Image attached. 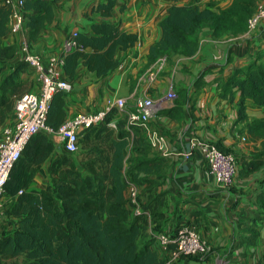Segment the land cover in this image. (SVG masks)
Listing matches in <instances>:
<instances>
[{
	"label": "trees",
	"instance_id": "obj_1",
	"mask_svg": "<svg viewBox=\"0 0 264 264\" xmlns=\"http://www.w3.org/2000/svg\"><path fill=\"white\" fill-rule=\"evenodd\" d=\"M57 1L23 0L21 11L30 38L53 19ZM115 1L99 0L91 11L110 17ZM257 5L258 0H232L223 9L173 4L159 21L161 36L149 48V63L168 60L174 54H195L205 27L215 37L247 31ZM11 15L12 7L0 0V74L3 64L17 54L15 45L2 43L10 32ZM90 27L89 35L77 32L76 41L83 50L63 55L67 80H73L80 67L94 77L106 76L121 63L118 47L125 51L138 40L136 34L122 31L112 22L93 21ZM26 67L22 61L0 80V122L14 111L15 98L27 91L31 73H26ZM216 81L220 97L233 99L239 91L238 121L247 120V100L264 104V49L229 77ZM66 97V92L57 91L49 102L46 124L53 130L65 120ZM245 129L252 138L264 137V118L247 121ZM77 143L76 152L66 151L52 160L48 184L35 189L33 179L53 152L54 142L43 130L27 141L4 184L3 213L13 228L0 235V264H166L168 254L160 256L150 247L155 239L149 231L164 232L167 191L158 188L165 181L168 156L154 151L140 125L127 126L126 115L114 105L102 120L80 131ZM263 156L264 149L236 157L237 175L261 169ZM128 182L139 187L142 212L136 215L126 197ZM256 202L254 222L264 218V190ZM257 235L249 230L245 244H253Z\"/></svg>",
	"mask_w": 264,
	"mask_h": 264
},
{
	"label": "crops",
	"instance_id": "obj_2",
	"mask_svg": "<svg viewBox=\"0 0 264 264\" xmlns=\"http://www.w3.org/2000/svg\"><path fill=\"white\" fill-rule=\"evenodd\" d=\"M97 1L58 0L54 4L53 19L34 38L29 37L25 21L21 30L8 32L2 43L15 45L17 54L3 64L0 80L22 62L24 43L47 64L65 52V43L72 32L91 34L93 21L112 22L118 24L120 30L136 34L138 40L131 48L124 51L118 47V56L122 60L111 73L98 78L80 67L75 78L68 80L70 90L66 92L64 119L79 112L105 109L109 100L119 98L125 100V111L134 110L137 100L144 97L161 104L160 110L143 128V134L148 139L156 134L162 137L163 151L156 148L154 151L167 153L169 160L164 184L158 188L167 191L163 231L174 233L181 224L195 223L210 246L204 257H180L175 264H264V218L253 221L254 212L258 210L256 197L264 190V165L246 176L237 175L233 185L224 188L209 172L198 148L188 158L184 156L191 140L211 142L232 152L238 159L264 149V137L252 138L245 129L247 121L264 118V104L247 100V120L238 121L239 91L233 99L220 97L216 81L217 78L226 79L235 69L255 58L258 50L264 49V20L255 30L235 35L215 37L210 28L205 27L195 54H174L168 60L164 59L162 68L150 78L160 61L149 63L148 51L161 36L159 21L170 6L190 4L198 8L223 9L232 0H116L110 17L91 11ZM258 3L264 5V0H258ZM31 71L27 65L26 73ZM23 79H26L25 75ZM170 86L176 91L172 101L165 96ZM28 90H36L32 77L27 83ZM180 90H183L181 95L178 94ZM14 120L13 110L6 113L0 122V137L3 126ZM51 138L54 150L33 179L35 189L46 187L52 160L66 152L59 135L53 134ZM12 228L2 211L0 235ZM249 230L258 235L253 244L246 245ZM151 233L149 231L150 236ZM150 247L160 256L167 254L154 240Z\"/></svg>",
	"mask_w": 264,
	"mask_h": 264
},
{
	"label": "built area",
	"instance_id": "obj_3",
	"mask_svg": "<svg viewBox=\"0 0 264 264\" xmlns=\"http://www.w3.org/2000/svg\"><path fill=\"white\" fill-rule=\"evenodd\" d=\"M3 2L12 7L10 32L21 30L25 21L21 11L23 0H3ZM262 20H264V6L258 3L255 13L248 19L247 31L254 30ZM76 36L77 32H72L65 43V52L59 57L52 58L47 64L30 50L27 43L22 45V61L32 70L31 77L36 90L25 91L15 98L14 123L3 126L1 130L0 215L3 211L4 184L10 169L21 155L29 138L35 132L43 130L51 135H59L65 150L73 153L78 150L77 138L80 131L90 124L102 120L106 111L113 105L126 115L127 126L137 124L142 128H146L150 118L160 110L161 104L154 102L149 97H144L137 100L134 110L125 111V100L119 98L115 101L109 100L105 109L79 112L66 118L57 130H53L48 126L46 117L51 98L57 91L67 92L70 90V83L62 72L63 55L73 49L83 50V47L77 44ZM164 59L159 60L158 69L150 74V78H153L157 71L162 68ZM165 96L170 101L176 98V91L172 86H170ZM148 140L153 148L162 150V137L157 134L151 135ZM196 148L202 152L208 170L214 176L216 182L221 187H231L238 171L236 156L230 151L221 150L211 142L200 140H191L189 150L185 152L184 156L188 158ZM162 155L166 156L167 153L163 152ZM138 192L139 187L132 182H128L126 197L133 215L142 212L137 200ZM145 213L147 216L149 215L148 212ZM151 236L167 251L168 260L166 264H175V261L180 257L201 258L210 251L208 242L201 237L195 223L181 224L175 229L174 233L152 232ZM170 244L173 245L172 249L168 248Z\"/></svg>",
	"mask_w": 264,
	"mask_h": 264
},
{
	"label": "rangeland",
	"instance_id": "obj_4",
	"mask_svg": "<svg viewBox=\"0 0 264 264\" xmlns=\"http://www.w3.org/2000/svg\"><path fill=\"white\" fill-rule=\"evenodd\" d=\"M261 5H262V4H261ZM263 6H264V5H263ZM256 28H257V27H256ZM256 28H255V29H256ZM255 29H254V30H255ZM252 31H253V30H252Z\"/></svg>",
	"mask_w": 264,
	"mask_h": 264
}]
</instances>
